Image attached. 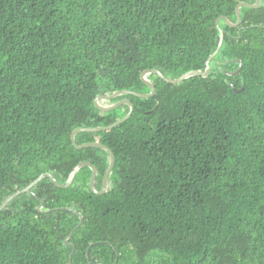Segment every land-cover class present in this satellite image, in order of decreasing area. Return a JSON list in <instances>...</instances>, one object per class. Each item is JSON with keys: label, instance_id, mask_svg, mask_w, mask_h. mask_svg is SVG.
<instances>
[{"label": "trees", "instance_id": "trees-1", "mask_svg": "<svg viewBox=\"0 0 264 264\" xmlns=\"http://www.w3.org/2000/svg\"><path fill=\"white\" fill-rule=\"evenodd\" d=\"M257 1L0 0V206L44 173L65 184L85 161L101 191L110 156L76 149L72 133L130 107L103 112L96 99L150 95L146 71L205 73L218 20L237 25ZM259 2L240 27L221 21L208 78L150 75L154 98L99 102L135 107L76 137L114 153L108 192H92L88 167L68 189L45 178L0 213V264H264Z\"/></svg>", "mask_w": 264, "mask_h": 264}, {"label": "water", "instance_id": "water-1", "mask_svg": "<svg viewBox=\"0 0 264 264\" xmlns=\"http://www.w3.org/2000/svg\"><path fill=\"white\" fill-rule=\"evenodd\" d=\"M260 2L259 0L257 1V4L252 6V5H247V4H242L240 5L238 8H237V17H238V24L237 25H233L227 18H221L218 20L217 22V27L220 31V34H221V39H220V44H219V47L217 49V51L215 52V54L208 60L207 62V67H206V72L205 73H201V72H191V73H188L184 76H182L179 80H169L167 79L161 72L157 71V70H153V71H146L142 74V81L143 83L151 90V94L150 95H142V94H136V93H132V92H120V93H117L113 96H100L96 99L95 101V105L96 107L103 111V112H110V111H113L115 109H117L118 107H120L121 105H124V104H127L129 105L130 107V112L129 114L117 121L116 123L112 124L111 126L105 128V127H99V128H80V129H77L75 130L73 133H72V136H71V140H72V143L74 145V147L78 150H83V149H86V148H98V149H102L104 150L105 152L108 153V155L110 156V166L106 172V175L104 176V179H103V186H102V190L101 191H98L97 190V187H96V181H97V177H98V169L91 163V162H81L79 165L76 166V168L71 172L67 182L65 184H61L55 177L53 174L51 173H44L42 174L38 179H36L34 182H32L30 185H28L26 188L22 189V190H19L17 191L16 193H14L13 195H11L10 197H8L6 199V201L0 206V213L15 199H17L18 197L24 195V194H31L33 193V189L38 185L40 184L45 178H49L52 183L58 187V188H61V189H68L70 188L72 185H73V182L76 178V176L78 175L79 171L84 168V167H88L92 170L93 174H92V178H91V182H90V187H91V190L93 193L95 194H98V195H104L108 192V189H109V184H110V176L114 170V167L116 165V157L114 155V153L112 152V150L104 145V144H101V143H96V142H91V143H85V144H82V145H79L76 141V137L81 134V133H84V132H87V133H97V132H103V131H106V130H111V129H114L116 127H118L119 125L125 123L127 120H129L132 116V114L134 113L135 111V107L134 105L132 104L131 101H120L112 106H101L100 105V101H111V100H114L118 97H121V96H124V95H128V96H134L136 98H139V99H143V100H148V99H151V98H154L155 95H156V89L154 87V85L152 83H150L148 80H147V77L150 76V75H157L159 76L165 83H167L168 85H180L181 83H183L184 81L190 79V78H193V77H202V78H208L209 75L211 74V63L215 60V58L219 55L222 47H223V44H224V33L222 32V30L220 29V23L221 21H225L228 23V25L232 28H238L240 27L241 23H242V19H241V10L242 9H251V10H256V9H259L260 8ZM241 64V67L239 69V71L233 75H230L232 77H236L239 75V73L241 72L242 70V63ZM243 90L237 92V93H241Z\"/></svg>", "mask_w": 264, "mask_h": 264}, {"label": "flooded vegetation", "instance_id": "flooded-vegetation-1", "mask_svg": "<svg viewBox=\"0 0 264 264\" xmlns=\"http://www.w3.org/2000/svg\"><path fill=\"white\" fill-rule=\"evenodd\" d=\"M96 182H97V181H96ZM69 210H71V209H69ZM39 211H40V212H43V205L40 206ZM49 211H51V210H49ZM74 212H76V211H74ZM68 244H69V243H68ZM69 245H73V246H74V244H71V243H70Z\"/></svg>", "mask_w": 264, "mask_h": 264}]
</instances>
